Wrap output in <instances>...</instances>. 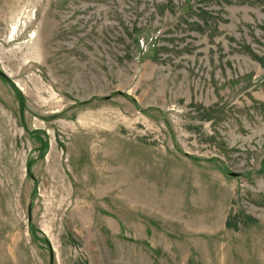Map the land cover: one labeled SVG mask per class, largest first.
Masks as SVG:
<instances>
[{
  "label": "rangeland",
  "instance_id": "rangeland-1",
  "mask_svg": "<svg viewBox=\"0 0 264 264\" xmlns=\"http://www.w3.org/2000/svg\"><path fill=\"white\" fill-rule=\"evenodd\" d=\"M0 264H264V0H0Z\"/></svg>",
  "mask_w": 264,
  "mask_h": 264
},
{
  "label": "bare ground",
  "instance_id": "bare-ground-1",
  "mask_svg": "<svg viewBox=\"0 0 264 264\" xmlns=\"http://www.w3.org/2000/svg\"><path fill=\"white\" fill-rule=\"evenodd\" d=\"M59 32V31H58Z\"/></svg>",
  "mask_w": 264,
  "mask_h": 264
}]
</instances>
